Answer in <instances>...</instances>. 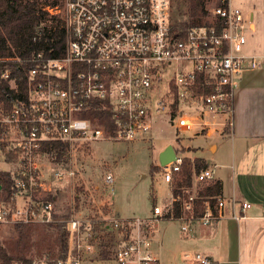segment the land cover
Segmentation results:
<instances>
[{"label":"built area","instance_id":"2783aa9c","mask_svg":"<svg viewBox=\"0 0 264 264\" xmlns=\"http://www.w3.org/2000/svg\"><path fill=\"white\" fill-rule=\"evenodd\" d=\"M206 1L211 24L175 35L173 0H63V52L33 55L26 97L8 110L0 108V172L12 179L9 195L0 180V227L54 223V200L43 198L55 193V183L72 179L70 153L83 143L134 140L148 134L152 119L161 115L178 133L191 130L195 119L202 131H214L211 125L216 123L207 117L224 116V126L231 128L238 78L243 70L262 68L264 58L244 53L249 16L229 0ZM96 106L109 117L93 114ZM58 142L69 147L66 166L41 152L46 144ZM42 162L49 165L47 177ZM181 162L176 151L175 161L159 167L165 183L170 184ZM212 179L210 169L195 175L196 183ZM194 199L190 195L181 204L178 218H168L180 224L184 236L219 220L227 207L238 221L251 206L222 196L213 203L204 199L195 216ZM179 200L171 196L166 207L172 209ZM164 207H154L146 219L108 220L106 230L120 233L115 264H157L149 248ZM94 223L74 217L66 222L69 252L56 264H82L95 253ZM193 260L215 264L201 254Z\"/></svg>","mask_w":264,"mask_h":264},{"label":"rangeland","instance_id":"374dc122","mask_svg":"<svg viewBox=\"0 0 264 264\" xmlns=\"http://www.w3.org/2000/svg\"><path fill=\"white\" fill-rule=\"evenodd\" d=\"M59 10L54 11L58 13ZM240 11L244 16H249L248 8L243 7ZM191 114L187 113L188 116ZM205 119L216 123L211 125L214 131L210 136L205 134L207 131H202L197 119L191 130L178 133L170 126L168 119L161 115L152 119V129L148 134L134 140L91 141L73 148L67 167L74 172V176L71 180L55 183L58 189L54 194H47V197L55 198L56 217L53 224H66L71 217L92 219L97 226L112 219H146L152 215L151 197L158 207L168 205L171 201L170 186L163 181L161 171L151 175L150 169L158 166L159 151L168 145L175 149L182 148V151L177 152L182 158L211 157L212 147L225 139L220 130L224 128L226 118L219 116ZM45 163L42 162L43 165ZM44 166V175L47 177L49 165ZM65 214L68 219L63 217ZM42 227L45 241L53 242L57 237V229L46 225ZM157 228L158 231L152 234L149 252L156 255L158 264H181L174 256L176 251L172 246L174 236L179 235V223L163 220L158 222ZM166 228L168 233L171 232L172 239L160 243L159 237ZM94 233L95 253L99 255V247L103 243L108 244L112 252L108 261L98 256L99 264H115L113 250L120 242V233L112 229L103 230L102 226ZM13 236L10 227H0L1 245L7 246V243L13 242ZM70 241L69 233V245Z\"/></svg>","mask_w":264,"mask_h":264},{"label":"trees","instance_id":"16d2710c","mask_svg":"<svg viewBox=\"0 0 264 264\" xmlns=\"http://www.w3.org/2000/svg\"><path fill=\"white\" fill-rule=\"evenodd\" d=\"M63 0H0V108L8 110L17 100L26 97L27 77L33 67L31 57L37 53L58 55L63 52L65 45V28L61 14L54 10L60 9ZM206 0H173L172 17L175 35L184 34L191 26L210 25L206 9ZM11 58L15 59L12 60ZM17 58V60H16ZM8 77H4L5 74ZM208 92V90L206 91ZM232 105V102H231ZM102 109V108H101ZM96 106L93 114L109 117L105 110ZM228 123L223 133L230 132ZM177 152L183 149H175ZM42 153L49 154L54 164L66 166L68 164L69 147L66 143L58 142L46 144ZM209 169V165L202 158L183 157L179 172L173 175L170 182L172 197H179V201L172 203V209L164 207L162 218L175 219L181 214V204L194 195V215L200 214L202 200L211 203L221 197L222 185L218 180L195 182V175ZM160 168L152 166L150 174L158 173ZM2 188L11 192L12 179L7 172H0ZM152 209L156 207L151 197ZM44 201H53V196L47 195ZM55 203V202H54ZM56 217V215H54ZM68 219V215H63ZM43 225H14L10 226L14 241L7 246L0 244V264H28L34 259H46L47 264H56L59 259H66L69 252V231L66 224H48L46 226L57 229V237L47 243L44 239ZM100 226L106 230V225L94 224V231ZM99 257L108 261L111 255L108 244L100 245Z\"/></svg>","mask_w":264,"mask_h":264},{"label":"crops","instance_id":"0c3cea01","mask_svg":"<svg viewBox=\"0 0 264 264\" xmlns=\"http://www.w3.org/2000/svg\"><path fill=\"white\" fill-rule=\"evenodd\" d=\"M229 2L249 11L244 53L264 58V0ZM220 133L225 139L212 147L211 157L203 159L213 179L221 182L223 198L246 201L251 206L238 221L231 218L227 207L219 220L197 227L189 236L181 234L179 224V235L172 241L174 256L181 264H195V254L215 264H264V64L260 69L241 72L233 91L230 132L224 134L222 129ZM167 231L159 237L160 243L172 239ZM152 256L158 264L156 255ZM97 257V253L87 255L82 264H99Z\"/></svg>","mask_w":264,"mask_h":264},{"label":"water","instance_id":"95a60500","mask_svg":"<svg viewBox=\"0 0 264 264\" xmlns=\"http://www.w3.org/2000/svg\"><path fill=\"white\" fill-rule=\"evenodd\" d=\"M176 158V150L172 145L166 146L158 156V167H163L173 161Z\"/></svg>","mask_w":264,"mask_h":264}]
</instances>
